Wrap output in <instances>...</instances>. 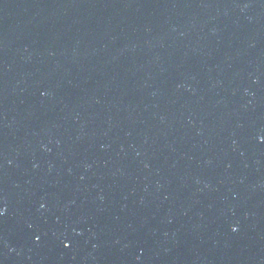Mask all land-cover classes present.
I'll return each instance as SVG.
<instances>
[{
    "label": "water",
    "instance_id": "water-1",
    "mask_svg": "<svg viewBox=\"0 0 264 264\" xmlns=\"http://www.w3.org/2000/svg\"><path fill=\"white\" fill-rule=\"evenodd\" d=\"M0 264H264V0H0Z\"/></svg>",
    "mask_w": 264,
    "mask_h": 264
}]
</instances>
